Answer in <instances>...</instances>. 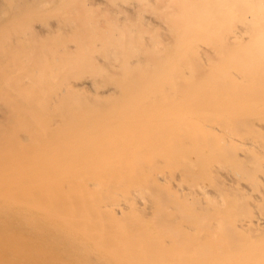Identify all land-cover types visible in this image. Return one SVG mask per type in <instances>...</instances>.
I'll return each instance as SVG.
<instances>
[{
	"label": "bare ground",
	"instance_id": "1",
	"mask_svg": "<svg viewBox=\"0 0 264 264\" xmlns=\"http://www.w3.org/2000/svg\"><path fill=\"white\" fill-rule=\"evenodd\" d=\"M0 264H264V0H0Z\"/></svg>",
	"mask_w": 264,
	"mask_h": 264
}]
</instances>
